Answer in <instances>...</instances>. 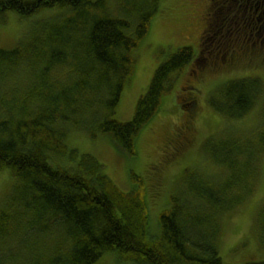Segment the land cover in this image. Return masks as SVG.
I'll return each mask as SVG.
<instances>
[{"label":"trees","instance_id":"16d2710c","mask_svg":"<svg viewBox=\"0 0 264 264\" xmlns=\"http://www.w3.org/2000/svg\"><path fill=\"white\" fill-rule=\"evenodd\" d=\"M46 8L58 13L33 23L13 47L0 46V170L14 178L0 206V264H93L109 252L135 264H225L218 248L222 215L254 193L261 174L263 80L233 78L211 93L210 105L227 119L245 117L261 101L260 124L207 143L220 171L188 172L160 212L159 237L150 239L141 185L121 191L89 153L75 166L58 158L76 154L64 143L68 121L89 126L92 135L109 134L118 150L134 154L140 128L171 88V74L194 59L192 48L181 46L161 62L132 118L119 121L112 115L132 72L131 50L158 0H0V24L9 12L27 17ZM221 35L208 56L216 60L193 63L195 69L263 65L264 50L248 38L219 58L230 40ZM195 104L188 97L182 108ZM258 214L264 225V202Z\"/></svg>","mask_w":264,"mask_h":264},{"label":"rangeland","instance_id":"374dc122","mask_svg":"<svg viewBox=\"0 0 264 264\" xmlns=\"http://www.w3.org/2000/svg\"><path fill=\"white\" fill-rule=\"evenodd\" d=\"M204 1L158 0V10L149 19L147 32L131 50L134 58L132 72L122 88L112 115L115 119L127 121L132 118L136 102L146 92L155 69L179 47L191 46L194 56H198L201 63L209 61L208 56L212 53L211 47L214 44H208L211 34L205 36L206 40L200 47L196 45L197 38H194L197 37L198 28L194 18L202 9L201 3ZM222 3L220 1L216 4L214 11L229 23L230 41L238 38L235 42L239 43V40L248 38V42H251L252 39L243 34L240 12H236L234 8H222ZM57 13L56 8H46L27 17L7 13L0 24V46L13 47L20 37L28 34L33 23ZM185 20L190 23L187 34L181 26ZM222 32L224 31L217 34V40L223 41ZM260 39L261 35L256 40ZM257 44L260 42H256V46ZM260 46L261 51L264 50V45ZM229 50L231 52V48H228V53ZM224 51L222 48L217 52L219 58H226L228 53L223 54ZM191 65L185 64L181 70L171 74V88L162 93L157 112L140 128L134 140V154L127 155L118 150L109 134L92 135L89 126H73L68 121L69 129L64 143L67 149H74L76 154L74 157L58 158L62 164L75 166L82 154L89 153L102 164V172L121 191L127 192L141 185L147 206L150 239L159 237L160 212L169 204L170 196L184 188L188 172L220 171L219 165L211 160L206 151L207 143L222 135L239 131L246 134L260 124L261 101L248 115L234 120L219 114L210 105L209 97L220 84L229 79L259 76L264 82V62L261 66L251 64L238 67L224 64L213 71L205 67L198 69L194 78L188 74ZM187 86L188 90L181 89ZM188 97L195 100L194 110L182 108V103H186ZM80 120L84 121L83 118ZM262 155L261 174L254 193L242 205L222 215L218 248L225 264L264 259V225L258 214L264 202V153ZM13 182L14 178L8 169L0 170V206ZM93 264L135 263L119 261L115 253L109 252Z\"/></svg>","mask_w":264,"mask_h":264},{"label":"flooded vegetation","instance_id":"af4514ba","mask_svg":"<svg viewBox=\"0 0 264 264\" xmlns=\"http://www.w3.org/2000/svg\"><path fill=\"white\" fill-rule=\"evenodd\" d=\"M222 2L227 5L228 9L234 8L236 12H240V20L242 21L241 26H243L244 35H247L249 39H254L253 44L256 46V42H260L256 47L264 45V0H205L202 5V9L195 16V23L197 24V43L196 45L200 47L203 42L206 40L205 36H209V40L214 41V45H217L220 40H217V34L221 31H224L225 35L230 34V25L229 23L223 26V19H220L214 11V6L219 2ZM184 33H188L190 30V23L183 22L181 25ZM233 29V27H232ZM261 35L260 40H256ZM196 40V39H195ZM238 38H233L231 43L227 41L225 47L231 48L229 50L230 55L236 52V42ZM233 48V49H232ZM226 56V57H227ZM216 59H212L215 61Z\"/></svg>","mask_w":264,"mask_h":264}]
</instances>
